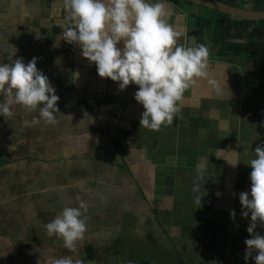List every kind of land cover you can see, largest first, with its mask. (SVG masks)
<instances>
[{
	"label": "crops",
	"instance_id": "0c3cea01",
	"mask_svg": "<svg viewBox=\"0 0 264 264\" xmlns=\"http://www.w3.org/2000/svg\"><path fill=\"white\" fill-rule=\"evenodd\" d=\"M164 2L178 43L209 47V76L184 92L170 126L150 131L140 128L138 86L121 91L62 39L63 0H0V64L36 57L60 97L55 124L20 106L0 116V264H246L251 215L242 216L239 194L250 193L249 164L264 145V100L250 84V57L223 48L205 25L215 11ZM81 201L87 231L69 252L44 225ZM141 242L148 261L132 255Z\"/></svg>",
	"mask_w": 264,
	"mask_h": 264
},
{
	"label": "clouds",
	"instance_id": "9594fccd",
	"mask_svg": "<svg viewBox=\"0 0 264 264\" xmlns=\"http://www.w3.org/2000/svg\"><path fill=\"white\" fill-rule=\"evenodd\" d=\"M63 6L68 16L62 39L75 44L82 57L95 64L98 76L118 82L121 91L130 84L138 86L134 99L144 109L140 128L160 131L162 126H170L181 111L184 92L198 78L209 76V47L178 43L180 33L167 23L171 13L164 0H63ZM121 42L123 47L119 46ZM208 83L217 94L222 91L218 81L209 79ZM0 94L4 96L0 116L5 120L14 115L15 106H20L28 112L38 111L34 122H57L60 97L37 68L36 57L27 64L23 58L0 64ZM249 165L250 193L239 194L242 216L251 215L247 228L251 238L244 241V259L246 264L249 258L255 264H264V235L254 231L258 224L264 226V145L255 148V158ZM197 172L202 177L204 169L198 168ZM192 191L198 193L200 186L195 184ZM201 197H195L199 206ZM86 207L83 201L78 207H65L44 225L47 235L62 239L69 252L77 251V242L84 239L87 218L81 210ZM230 215L234 220L235 211ZM49 264L74 262L71 256H61Z\"/></svg>",
	"mask_w": 264,
	"mask_h": 264
},
{
	"label": "trees",
	"instance_id": "16d2710c",
	"mask_svg": "<svg viewBox=\"0 0 264 264\" xmlns=\"http://www.w3.org/2000/svg\"><path fill=\"white\" fill-rule=\"evenodd\" d=\"M243 1L248 4H258L256 9H259V5L264 6V0ZM185 3L190 4L189 2ZM216 13L219 15V19L214 23L209 20L205 22V25L212 28L213 34L216 33L217 40L221 42L223 48L227 47L235 56L244 54L255 60L256 68L253 73H260L261 79L258 87L253 89L264 100V20L258 22L232 20L228 15ZM232 39L244 40L245 44L243 46L231 44L230 40Z\"/></svg>",
	"mask_w": 264,
	"mask_h": 264
},
{
	"label": "water",
	"instance_id": "95a60500",
	"mask_svg": "<svg viewBox=\"0 0 264 264\" xmlns=\"http://www.w3.org/2000/svg\"><path fill=\"white\" fill-rule=\"evenodd\" d=\"M189 2L194 6H199L219 12L221 14L228 15L236 20H246L251 22H258L264 20V11H255L250 9H242L224 4L223 2L216 0H183ZM261 79V74L256 73L250 77V84L254 87H258V83Z\"/></svg>",
	"mask_w": 264,
	"mask_h": 264
},
{
	"label": "flooded vegetation",
	"instance_id": "af4514ba",
	"mask_svg": "<svg viewBox=\"0 0 264 264\" xmlns=\"http://www.w3.org/2000/svg\"><path fill=\"white\" fill-rule=\"evenodd\" d=\"M216 1H219V0H216ZM242 1H240V0H221L220 2H223L226 5L237 7V8L250 9V10H255V11H264V6L261 7L259 5V9H256L258 7V4H255V5L253 3L252 4H248L246 2H244V4H243ZM190 5H192V4H190ZM260 7H261V9H260ZM230 18L233 19L232 17H230ZM236 40L237 39H232V40H230V42H232V41L235 42ZM259 83H260V81H259ZM259 83H258V85H259Z\"/></svg>",
	"mask_w": 264,
	"mask_h": 264
},
{
	"label": "rangeland",
	"instance_id": "374dc122",
	"mask_svg": "<svg viewBox=\"0 0 264 264\" xmlns=\"http://www.w3.org/2000/svg\"><path fill=\"white\" fill-rule=\"evenodd\" d=\"M243 2V4H244V1H242ZM200 9H203L204 11H206V10H209V9H207V8H202V7H199ZM219 17V16H218ZM250 62H252L251 64H252V66H250V69H252L253 71L255 70V68H256V62H255V60L254 59H252V58H250V59H248ZM248 61V62H249ZM253 63H254V66H253ZM252 70H250V71H252ZM139 247H138V251L137 252H133L132 253V255L134 256V259H138L139 261H148L147 260V258L145 257V255H144V250H145V248H146V246L147 245H144L142 242L141 243H139V245H138Z\"/></svg>",
	"mask_w": 264,
	"mask_h": 264
}]
</instances>
